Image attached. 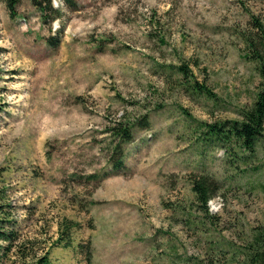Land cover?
<instances>
[{"label": "rangeland", "instance_id": "374dc122", "mask_svg": "<svg viewBox=\"0 0 264 264\" xmlns=\"http://www.w3.org/2000/svg\"><path fill=\"white\" fill-rule=\"evenodd\" d=\"M50 6L55 19L29 0L10 15L0 0L6 263L47 251L53 264H243L264 232V122L250 148L227 129L264 89L243 38L264 48V0Z\"/></svg>", "mask_w": 264, "mask_h": 264}, {"label": "trees", "instance_id": "16d2710c", "mask_svg": "<svg viewBox=\"0 0 264 264\" xmlns=\"http://www.w3.org/2000/svg\"><path fill=\"white\" fill-rule=\"evenodd\" d=\"M31 4L37 8L40 12L42 19H46L47 12H50V19H55L58 15V9L52 8L50 6V0H29ZM4 6L7 12L10 15H13L15 12L16 5L19 0H3ZM64 2H70V0H64ZM259 26V33L261 35L264 34V30ZM260 37V36H259ZM246 45V52L244 53L245 57H248L255 64L256 71L258 75L264 78V48L261 44L260 50L257 41L251 40L250 37H243ZM177 70L184 75L185 69L182 66H178ZM187 82V79H185ZM195 90L203 92L205 94H210V91L204 87V85L196 84L192 85ZM242 120L241 121H232L230 123L227 132L235 137L240 146L243 148H250L253 140L256 135L259 134L262 124L264 122V89L256 91L255 98L252 101L249 108L242 110L241 112ZM209 128L213 132H219L223 126L222 125H209ZM113 132L115 135L120 137V140H128L130 135V125H123L121 122H116L115 127H113ZM223 136H225L223 134ZM121 150L119 145H115L113 147V155L111 156L110 162L113 168L118 169L122 167L121 162ZM191 190L194 193L196 200L202 205H205V202L209 196V187L204 177H196L191 182ZM68 226L66 225L65 228ZM68 229V228H67ZM63 231H60V234H63ZM11 232L4 231L0 229V240H8L10 239ZM67 238L62 237V235L56 237L54 243H60L61 241H65ZM255 245L250 250H247L245 253V261L243 264H264V232L256 236ZM65 246L66 242L63 243ZM12 244L7 243L3 244L0 242V264H8L6 263V258L8 257V253L12 249ZM19 251V249H17ZM27 264H53L47 254V251L42 254L34 257ZM185 264H201L199 261H187Z\"/></svg>", "mask_w": 264, "mask_h": 264}]
</instances>
